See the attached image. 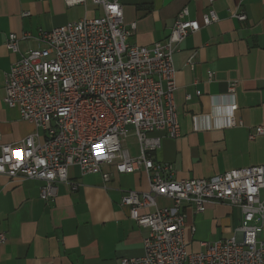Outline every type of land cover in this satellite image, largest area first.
<instances>
[{
  "label": "crops",
  "instance_id": "obj_1",
  "mask_svg": "<svg viewBox=\"0 0 264 264\" xmlns=\"http://www.w3.org/2000/svg\"><path fill=\"white\" fill-rule=\"evenodd\" d=\"M120 2L126 28L135 24L127 42L138 46L164 40L182 8L200 23L208 9L218 16L186 36L173 55L181 135L151 132L150 137H160L155 160L169 163L175 178H211L232 168L264 164V131L248 138L252 128H264V0ZM102 12L92 0L75 6L64 0H0V145L19 143L35 132L32 122L3 102L5 74L19 57L6 47L7 34L29 31L35 36L40 29ZM237 12L245 20L234 17ZM36 46L35 39L20 44L22 52ZM233 81L237 85L230 97ZM231 101L237 105L236 124L223 126ZM125 143L133 156L139 154L135 135ZM102 170L110 174L106 181L101 174H82L71 166L68 182L56 183L55 195L47 200L40 197L41 180L0 174V231L6 236L0 264H121L123 258L142 256L148 231L129 217L120 200L127 190H148L149 178L143 169L120 174L104 165ZM156 202L172 204L163 197ZM185 214L184 240L200 250L204 242L235 236L241 219L240 209L225 203H209L200 213L185 207ZM259 239L264 242V225Z\"/></svg>",
  "mask_w": 264,
  "mask_h": 264
},
{
  "label": "built area",
  "instance_id": "obj_2",
  "mask_svg": "<svg viewBox=\"0 0 264 264\" xmlns=\"http://www.w3.org/2000/svg\"><path fill=\"white\" fill-rule=\"evenodd\" d=\"M92 1L102 7L100 16L40 29L35 36L29 31L7 34L6 47L19 57L5 74L3 102L32 122L35 132L19 143L0 145V174L41 180L40 197L47 200L55 195L56 183L68 182L74 165L82 174H101L105 181L110 174L102 170L104 165L120 174L143 169L148 190H127L120 200L129 208V217L148 231L143 255L123 258L121 264H264V242L259 239L264 164L232 168L211 178H175L169 163L154 158L160 137L149 136L156 130L171 138L181 135L173 55L186 36L217 21L216 12L208 9L200 23L182 8L164 40L138 46L127 42L135 24L124 25L120 0ZM64 2L75 6L85 0ZM233 16L246 18L243 12ZM29 39L37 46L22 52L21 42ZM236 85L229 84L227 95H234ZM236 109L231 101L223 126L236 124ZM263 131L256 126L248 138ZM131 134L139 145L137 156L125 143ZM158 197L172 204L158 206ZM209 203L240 209L236 235L204 242L202 250L188 252L185 207L200 213ZM149 208L153 209L141 212ZM5 240L0 231V244Z\"/></svg>",
  "mask_w": 264,
  "mask_h": 264
},
{
  "label": "rangeland",
  "instance_id": "obj_3",
  "mask_svg": "<svg viewBox=\"0 0 264 264\" xmlns=\"http://www.w3.org/2000/svg\"><path fill=\"white\" fill-rule=\"evenodd\" d=\"M185 242H186V241H185ZM186 248H187V251H188V252H197V251L200 250V249L196 248L195 246H191V245L188 244L187 242H186Z\"/></svg>",
  "mask_w": 264,
  "mask_h": 264
}]
</instances>
